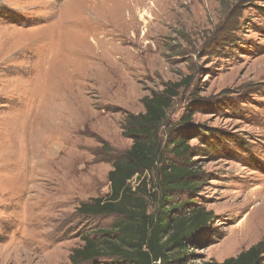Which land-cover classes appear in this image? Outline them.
Instances as JSON below:
<instances>
[{"label": "rangeland", "instance_id": "rangeland-1", "mask_svg": "<svg viewBox=\"0 0 264 264\" xmlns=\"http://www.w3.org/2000/svg\"><path fill=\"white\" fill-rule=\"evenodd\" d=\"M141 1L0 0V264H72L110 228L77 208L110 192L126 116L186 78L169 120L216 214L192 262L264 242V0Z\"/></svg>", "mask_w": 264, "mask_h": 264}, {"label": "trees", "instance_id": "trees-1", "mask_svg": "<svg viewBox=\"0 0 264 264\" xmlns=\"http://www.w3.org/2000/svg\"><path fill=\"white\" fill-rule=\"evenodd\" d=\"M188 84V78L167 84L144 97V112L126 116L124 135L133 144L113 162L110 192L77 208L85 218L114 217L116 222L84 237L71 254L72 264H194L193 249L204 245L216 214L194 200L202 183L189 162L192 148L169 120L174 100ZM192 116L190 110L182 124L191 123ZM262 253L263 241L212 264H264Z\"/></svg>", "mask_w": 264, "mask_h": 264}, {"label": "bare ground", "instance_id": "bare-ground-1", "mask_svg": "<svg viewBox=\"0 0 264 264\" xmlns=\"http://www.w3.org/2000/svg\"><path fill=\"white\" fill-rule=\"evenodd\" d=\"M148 1V0H147ZM139 6H142V4H143V1H141V0H138V3H137ZM146 5H148L147 3H146ZM137 6V5H136ZM159 6V5H158ZM155 8V7H154ZM137 9V8H136ZM147 9V8H146ZM151 12V11H150ZM140 15V14H139ZM151 23V22H150ZM49 45V44H48ZM254 192V191H253ZM244 232V231H243ZM239 233V232H238Z\"/></svg>", "mask_w": 264, "mask_h": 264}]
</instances>
